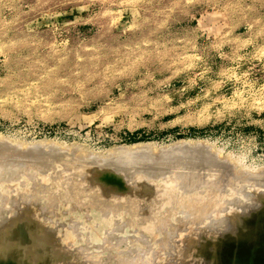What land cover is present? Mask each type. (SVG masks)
Listing matches in <instances>:
<instances>
[{
  "label": "rangeland",
  "instance_id": "obj_1",
  "mask_svg": "<svg viewBox=\"0 0 264 264\" xmlns=\"http://www.w3.org/2000/svg\"><path fill=\"white\" fill-rule=\"evenodd\" d=\"M0 159V264H264V0H0Z\"/></svg>",
  "mask_w": 264,
  "mask_h": 264
},
{
  "label": "bare ground",
  "instance_id": "obj_2",
  "mask_svg": "<svg viewBox=\"0 0 264 264\" xmlns=\"http://www.w3.org/2000/svg\"><path fill=\"white\" fill-rule=\"evenodd\" d=\"M3 159V158H2ZM178 160H180L179 158H177ZM1 160V159H0ZM181 160H183V159H181ZM4 161V160H3ZM3 161H0V163H2ZM44 161V160H43ZM40 163V162H39ZM47 164V163H46ZM178 164V163H177ZM184 164V163H183ZM36 165V164H35ZM176 165V164H175ZM178 165H180V163L178 164ZM43 166V165H42ZM45 166H47V165H45ZM0 167H2V166H0ZM1 169H4L3 167L1 168ZM6 169V168H5ZM10 169H12V166H11V168ZM40 170V169H39ZM9 171V170H8ZM20 171V170H19ZM3 172V171H2ZM0 174H1V170H0ZM67 181V180H66ZM10 182V181H9ZM97 182V181H96ZM182 182V181H181ZM9 185H10V183H9ZM181 185V184H180ZM11 188V187H10ZM6 200V199H5ZM191 203V202H190ZM54 204V203H53ZM11 208H12V206H10ZM107 210V209H106ZM43 212H44V210H43ZM142 221H144V219H141L140 220V222H142ZM231 223L232 222H230V225H229V223H228V225L231 227L232 225H231ZM162 224V223H161ZM225 224V223H224ZM223 224V225H224ZM227 224V223H226ZM162 225H164V223L162 224ZM156 226H158V225H156ZM161 226V225H160ZM228 226V227H229ZM233 227H235V226H232V228ZM75 229H77V227H75ZM10 230H12V229H10ZM10 230H9V232H10ZM13 231V230H12ZM181 231V230H180ZM78 233V232H77ZM9 234V233H8ZM12 234V233H11ZM174 235V234H173ZM175 235H176V233H175ZM10 236V235H9ZM186 236V235H185ZM172 237V236H171ZM170 237V238H171ZM190 238H193V237H190ZM9 239V238H8ZM184 239V238H183ZM189 239V238H188ZM24 241V240H23ZM145 241V240H144ZM146 241H147V239H146ZM193 241V240H192ZM196 242V241H195ZM36 243V242H35ZM188 243V242H187ZM192 245V244H191ZM177 246V245H176ZM195 247V246H194ZM217 247V246H216ZM177 249V248H176ZM187 249V248H186ZM214 251V250H213ZM181 253V252H180ZM177 255H179V253H177ZM257 255V254H256ZM106 256H108V255H106ZM180 256V255H179ZM183 257V256H182ZM12 258V257H11ZM30 258V257H29ZM108 259V258H107ZM123 259H126V261H127V258L126 257H124ZM129 259V258H128ZM220 259H221V257H220ZM23 260V259H22ZM28 260V259H27ZM118 260H120L121 261V259H118ZM117 260V261H118ZM130 260V259H129ZM24 261V260H23ZM126 261H124V262H126ZM122 262V261H121ZM121 262H120V264H121ZM218 262V261H217ZM248 262V261H247Z\"/></svg>",
  "mask_w": 264,
  "mask_h": 264
}]
</instances>
